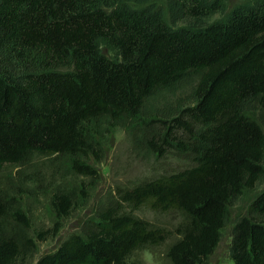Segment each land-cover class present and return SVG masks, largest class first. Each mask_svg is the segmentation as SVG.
Instances as JSON below:
<instances>
[{
	"label": "trees",
	"instance_id": "trees-1",
	"mask_svg": "<svg viewBox=\"0 0 264 264\" xmlns=\"http://www.w3.org/2000/svg\"><path fill=\"white\" fill-rule=\"evenodd\" d=\"M189 73L199 74L193 104L146 143L157 158L191 152L189 164L118 191L92 228L35 264H134V252L167 236L133 216L145 204L185 219L166 251L170 264L207 263L230 201L264 173V130L241 110L248 101L264 108V0H0V168L64 156L92 176L88 137L100 121L137 117L155 90ZM51 206L67 217L73 204L55 193ZM6 215L0 196V264H15L31 242L17 239L23 212L12 213L14 230ZM229 258L264 264V189L237 222Z\"/></svg>",
	"mask_w": 264,
	"mask_h": 264
},
{
	"label": "rangeland",
	"instance_id": "rangeland-1",
	"mask_svg": "<svg viewBox=\"0 0 264 264\" xmlns=\"http://www.w3.org/2000/svg\"><path fill=\"white\" fill-rule=\"evenodd\" d=\"M245 1L227 0V5L232 7ZM101 52L114 58L113 53L103 45ZM198 79L199 74L189 73L173 85L155 90L145 99L135 118L100 121L96 130L93 127L94 131L88 137L92 150H89L86 160L93 171L92 176L76 174L72 170L71 159L64 156H30L19 166L0 168V196L6 206L8 228H17L11 216L15 209L21 210L27 225L17 239L20 244L27 238L31 242L23 248L24 258L15 264H35L67 237L84 235L97 221L98 213L115 204L118 191L189 164L193 157L191 152L172 150L166 156L157 158L146 143L151 136L161 135L164 130L162 121L169 120L182 108L193 104ZM241 110L264 130V108L255 101H248ZM263 189L264 173L253 188L243 190L239 197L230 201L219 243L206 264H232L229 250L234 228L242 217L249 215L250 204ZM55 193H63L71 200L73 206L67 217L57 216L52 209L51 198ZM119 207L124 212L130 211L126 205ZM132 214L152 228L164 230L167 236L156 246L134 252L130 262L170 264L166 251L176 240V229L185 221L184 217L176 211H154L146 204L134 209ZM56 224L57 229L53 231ZM44 232L46 235L40 240L39 235Z\"/></svg>",
	"mask_w": 264,
	"mask_h": 264
}]
</instances>
